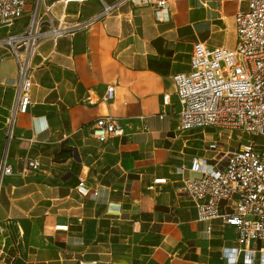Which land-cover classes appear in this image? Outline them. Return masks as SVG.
I'll list each match as a JSON object with an SVG mask.
<instances>
[{"label": "crops", "instance_id": "crops-1", "mask_svg": "<svg viewBox=\"0 0 264 264\" xmlns=\"http://www.w3.org/2000/svg\"><path fill=\"white\" fill-rule=\"evenodd\" d=\"M250 2L171 0L167 19L126 2L75 36L44 41L31 104L16 114L17 64L0 47V169L12 168L0 185V264H232L224 251L240 247L235 228L200 220L181 187L202 176L190 169L194 157L213 164L250 141L264 155V136L183 129L173 77L190 71L196 42L234 48L235 16ZM97 9L56 1L52 13L75 22ZM110 85L114 98L105 102ZM103 115L123 133L92 135ZM31 160L40 168L25 173ZM81 179L86 196L76 188Z\"/></svg>", "mask_w": 264, "mask_h": 264}, {"label": "built area", "instance_id": "built-area-1", "mask_svg": "<svg viewBox=\"0 0 264 264\" xmlns=\"http://www.w3.org/2000/svg\"><path fill=\"white\" fill-rule=\"evenodd\" d=\"M56 1L96 2L98 9L85 18L79 12V18L69 22L53 15ZM126 2L154 7L159 19L170 16L171 0H0V47L8 50L18 69L13 114L27 111L31 104L33 59L42 42L75 36L115 14ZM235 25L234 48H211L196 42L190 71L174 75L183 129L211 126L264 136V0H251L248 10L236 14ZM114 92L115 86L110 85L103 101L113 100ZM87 99L93 103L90 96ZM168 99L165 94V104ZM122 133L118 119L111 115L93 123L92 135L101 141ZM210 147L216 148V144ZM39 168L40 163L31 160L24 172ZM190 169L201 171L202 176L184 180L181 189L194 202L198 218L219 219L236 230L240 247L224 251L231 263L237 264L243 254L244 264H264V155L256 150L255 142L220 152L213 164L194 157ZM11 171L4 163L0 185ZM76 188L84 196L91 192L83 179ZM56 229L67 230L68 225Z\"/></svg>", "mask_w": 264, "mask_h": 264}, {"label": "rangeland", "instance_id": "rangeland-1", "mask_svg": "<svg viewBox=\"0 0 264 264\" xmlns=\"http://www.w3.org/2000/svg\"><path fill=\"white\" fill-rule=\"evenodd\" d=\"M27 2H28V3H31L32 0H27ZM16 27H17V26H16ZM16 27H15V28H16ZM259 142H260V143H261V142H264V141H263V138H261Z\"/></svg>", "mask_w": 264, "mask_h": 264}]
</instances>
